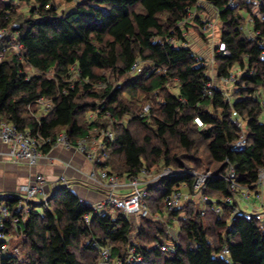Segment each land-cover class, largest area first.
I'll list each match as a JSON object with an SVG mask.
<instances>
[{
    "label": "trees",
    "instance_id": "1",
    "mask_svg": "<svg viewBox=\"0 0 264 264\" xmlns=\"http://www.w3.org/2000/svg\"><path fill=\"white\" fill-rule=\"evenodd\" d=\"M198 1L218 11V42L230 52L215 54L213 81L219 86L221 78L239 74L231 90H225L227 96L222 87L205 94L208 67L196 60L191 48L182 46L183 31L190 30L182 26L186 9ZM226 4L227 0H0V30L10 34L0 40V121L49 139L40 148L43 153L62 130L75 146L93 130L108 129L113 140L105 146L108 159L102 165L111 174L137 177L160 163L161 169L177 171L162 177L156 187L148 186L150 218L144 222L121 213L94 214L68 189L52 194L47 206L32 204L26 215L16 211L17 196H0L10 219L21 221L14 234L21 239L18 254L1 257L0 264H100L101 249L107 246L110 260L122 264H264L261 224L253 216L233 215L236 204H223L231 195L225 178L230 167L237 185L252 194L264 170L262 49L240 29L250 8L230 10ZM22 5L24 10L19 9ZM261 8L264 11V1ZM195 23L202 24L198 16ZM254 29L264 37V21H255ZM11 43L21 45L20 56ZM136 64L141 73L132 72ZM150 69L154 72L147 75ZM39 98L51 101L52 111L45 114L38 108ZM146 105L148 113L143 112ZM89 114L95 119L86 118ZM234 117L245 124L246 147L239 151L233 149L241 133L232 123ZM180 153L191 170L201 173L203 158L213 174L203 191L210 199L211 224H204L209 215L202 216L195 201L164 213L171 193L193 192L195 178L184 172ZM213 205L220 206L221 215L211 211ZM156 214L166 217L152 220ZM129 255L140 260L132 261Z\"/></svg>",
    "mask_w": 264,
    "mask_h": 264
},
{
    "label": "built area",
    "instance_id": "2",
    "mask_svg": "<svg viewBox=\"0 0 264 264\" xmlns=\"http://www.w3.org/2000/svg\"><path fill=\"white\" fill-rule=\"evenodd\" d=\"M264 0H227L226 8L230 10L237 9L240 5H244L250 8V11L246 13V17L244 18V24L241 26V31L246 33L252 40L258 44V46L262 49L261 59H264V37H261L260 32L254 29L255 20L260 22L264 21V11L262 10V4ZM198 6L203 7V11L200 12L197 9ZM187 16L182 21V26L186 25L190 29L192 27H196L199 29L202 34L208 37H214L215 28L218 29L219 21H218V11L208 3L197 2L196 6L187 8ZM200 18L201 25H197L195 23L196 17ZM13 28H17V25L14 24ZM189 31V30H188ZM188 31H183V37L185 38V42L182 44L185 48H190L191 43L189 42ZM10 36L9 31L0 30V40ZM9 47L14 50V52L20 56L21 45L17 43L9 44ZM211 52L206 54V58L204 56L196 55V60H200V63L204 64L208 67V77L209 81L205 86V94L210 96L212 91L217 88H226L222 89V93L224 96H227V86L232 84L237 76L239 75L236 72L231 73L228 77L221 78L219 86L215 84V80L213 78L215 76V66H214V56L215 54H222L229 56L230 52L227 50L223 43L217 42L214 44L213 48L210 49ZM200 56V57H199ZM3 58V54L0 53V61ZM202 61V62H201ZM142 67L139 64H136L132 67V72L141 73ZM154 69L149 70V74L153 73ZM29 78H26V81ZM261 107L264 111V97L260 99ZM35 105L38 108H41L45 114H48L53 109V104L49 100H45L43 98H39L35 101ZM149 105H146L143 108L144 113L149 112ZM95 115L91 114V118ZM92 120V119H91ZM195 123L201 127L202 122L199 118L195 119ZM232 123L240 129V137L238 141L233 146L234 150H243L246 147V138H245V124L240 121L238 118H232ZM93 132H97L99 135L103 137V142L99 147V152L94 153L90 146L87 145L86 139H80L76 142V145L70 141V138L64 132H61L57 135L54 145H60L66 149L76 148L80 153L87 156L88 160L93 163L101 162L104 163L108 159V155L104 151L107 143L112 142L113 133L108 129H96ZM0 141L8 146V159L14 163H25L29 166H35L39 160L42 158V152L40 148L44 144L50 143L49 139H43L38 136H33L28 132L19 131L16 127L4 121H0ZM202 173H195V171L191 169H185L184 172L192 175L195 178L193 192L190 194H184L182 192H173L171 193L164 202V212L165 213H173L176 210L180 209L185 201H195L201 207L202 215L205 214V210L203 209V205H207L210 202V199L204 195L203 191L205 188L206 181L209 178L213 177V174L209 171L204 170ZM137 177H125L124 180H120L119 177L109 174L107 171H101L99 174L102 179L108 180L109 186L112 189L120 188L121 186H125L129 189L128 193L123 196H118L115 192H109L106 195V198L99 204L89 206L94 214L103 215L105 214L106 208H116L120 210V213L127 218H150L149 209L147 206V200L149 198L148 186L155 183L157 179L150 180L149 182L143 181V176L146 174V171L142 172ZM177 173L176 170H173L169 167L163 168L162 177H167ZM94 176V174L92 175ZM234 170L233 167H230L227 171L225 178L228 182L229 191L231 193L230 196L226 197L223 201V204H236L233 215L242 213L245 217L253 216V218L258 221L264 229V212H261L260 209H263L264 205L262 204V200L264 198V170H261L259 173V180L257 183L256 193L253 194L256 201H258L259 209L254 210V208L247 203L250 201L252 192L249 190L241 189L237 183L234 181ZM161 177V178H162ZM142 179V180H141ZM123 183H122V182ZM19 198L18 203L16 205V211L20 212L21 215H26L30 212L32 208V204L34 203H42V205L47 206L48 199L50 198V194L48 193L47 180L41 175L37 174L34 176L33 181L22 188V193L17 196ZM244 204L245 207H242L241 204ZM216 204V203H214ZM248 209H253L251 213H247ZM211 211L216 215H221V208L218 205H213L211 207ZM89 218H86V222L88 223ZM138 221V220H137ZM21 221L19 217H14L10 219L9 208L5 204L0 205V258L3 256L9 255H17L18 249L17 247H11V241L14 238V234L10 232V229H13L14 232L18 229ZM160 250L166 251V246H159ZM132 252V251H131ZM226 249L223 250V254H226ZM130 260H140V257L130 256ZM110 261V249L109 246L101 249V261L100 264H122L121 261L115 260Z\"/></svg>",
    "mask_w": 264,
    "mask_h": 264
},
{
    "label": "crops",
    "instance_id": "3",
    "mask_svg": "<svg viewBox=\"0 0 264 264\" xmlns=\"http://www.w3.org/2000/svg\"><path fill=\"white\" fill-rule=\"evenodd\" d=\"M99 151L98 149L96 153ZM104 151L107 154L106 149ZM7 153L8 146L0 141V196H19L22 193V188L29 185L37 174L46 178L50 196L59 190L68 189L87 206L101 203L111 191L118 196H123L129 191L125 186L112 189L108 180L102 179L99 174L104 170L111 174L109 167L102 165L104 163L101 162H90L87 156L76 148L66 149L60 145L51 146L46 153L42 152V158L35 166L11 162ZM93 174L94 176H92ZM181 192L187 194V190ZM256 205L259 206L257 201H253L250 206L256 208ZM106 211L111 215L115 214L111 208H106ZM205 212H208L207 208ZM130 219L137 221L133 218Z\"/></svg>",
    "mask_w": 264,
    "mask_h": 264
},
{
    "label": "rangeland",
    "instance_id": "4",
    "mask_svg": "<svg viewBox=\"0 0 264 264\" xmlns=\"http://www.w3.org/2000/svg\"><path fill=\"white\" fill-rule=\"evenodd\" d=\"M23 6V7H22ZM19 9H21V10H24V5H22ZM19 12V11H18ZM244 16L246 17L247 15L246 14H244ZM202 34V32L199 30V29H197V28H192V29H190L189 31H188V37H190L189 38V42L191 43V46H190V48L193 50V53L194 54H197V56L198 55H200V56H204L205 58L207 57L206 56V54L208 53V52H211L210 51V49L211 48H213V46H214V44H217V42L219 41V36H220V34H219V31H218V29L217 28H215V30H214V33H215V35H214V37H208V38H206V37H202L200 34ZM8 48V50H9V47H7ZM199 56V57H200ZM231 87H232V85H229L228 86V88H227V90H231ZM171 91H173V90H171ZM228 94H229V92H228ZM86 118H89L90 120L92 119H95V117H92L91 118V115L89 114ZM260 120H261V122L262 123H264V114H262L261 116H260ZM127 121V118H124L123 119V122L125 123ZM86 141H87V145L88 146H90V148L92 149V152H97L98 151V149H99V147H100V145L102 144V142H103V137L101 136V135H99L97 132H91V134H90V136H89V138H87L86 139ZM182 158H183V154H181L180 153V155L178 156V159L180 160V162H181V164H182ZM200 166H199V169L198 170H201V173L202 172H205L204 170H206V171H208V168H207V165H206V162H205V160L203 159V158H201L200 159ZM159 166H161V167H163L162 166V164L160 163L159 164ZM159 166H156L155 168H152L149 172H146V174L143 176L144 178H143V181L145 182V181H147V182H149L150 180L152 181L153 179H157V181L155 182V183H153V184H151L150 186L151 187H156L157 186V182L161 179V175H162V172H163V168L161 169ZM190 169V168H189ZM200 172V171H199ZM196 173V172H195ZM198 173V172H197ZM120 178V180H124V178L122 177V176H120L119 177ZM142 180V179H141ZM121 181V182H122ZM123 183V182H122ZM149 196H150V194H149ZM253 201H254V196H253V194H252V196H251V199H250V201L247 203L248 205H252V203H253ZM148 202V201H147ZM185 202H187V201H185ZM262 204L264 205V198H263V200H262ZM207 206V205H206ZM205 205H203V209L204 210H206V208H207V211L209 210L208 209V207H206ZM241 206L242 207H245L244 206V204L242 203L241 204ZM260 207L259 206H257L256 205V208H254V210H257V209H259ZM107 209H109V207H107ZM112 210H113V212L117 215V214H120V210L119 209H116V208H112ZM253 209H248V212L247 213H251V211H252ZM261 210V212H264V207H263V209H260ZM209 212V211H208ZM208 212H205V214H206V216L207 215H209L208 214ZM165 213V212H164ZM201 213V212H200ZM166 214V213H165ZM205 214L204 215H202V213H201V215L202 216H205ZM152 216V220H159V219H162V220H164L165 218L164 217H166V215H164V216H160L159 217V215H151ZM205 216V217H206ZM162 217V218H161ZM211 217V215H209L208 217H206L205 219H204V224L205 225H208V224H211V219L209 220V221H207V219L208 218H210ZM213 217V216H212ZM133 219H135V218H133ZM138 221H136V222H139L140 220L139 219H137ZM142 220H143V222L145 221V218H142ZM141 220V221H142ZM176 222V221H175ZM175 224V226H177V223H174ZM10 232L12 233V234H15V232L13 231V229H10ZM21 241V239L20 238H13L12 239V241H11V247L13 248V247H17V245H18V243ZM131 250V249H130ZM129 250V253H131V251ZM129 259H130V255H129ZM109 263H111V260L109 261Z\"/></svg>",
    "mask_w": 264,
    "mask_h": 264
},
{
    "label": "water",
    "instance_id": "5",
    "mask_svg": "<svg viewBox=\"0 0 264 264\" xmlns=\"http://www.w3.org/2000/svg\"><path fill=\"white\" fill-rule=\"evenodd\" d=\"M182 165L185 169H189V166L185 165L183 162H182Z\"/></svg>",
    "mask_w": 264,
    "mask_h": 264
},
{
    "label": "bare ground",
    "instance_id": "6",
    "mask_svg": "<svg viewBox=\"0 0 264 264\" xmlns=\"http://www.w3.org/2000/svg\"><path fill=\"white\" fill-rule=\"evenodd\" d=\"M255 21H257V20H255Z\"/></svg>",
    "mask_w": 264,
    "mask_h": 264
}]
</instances>
